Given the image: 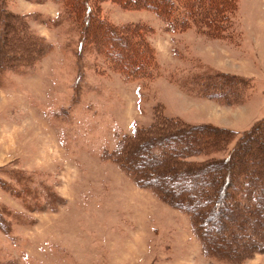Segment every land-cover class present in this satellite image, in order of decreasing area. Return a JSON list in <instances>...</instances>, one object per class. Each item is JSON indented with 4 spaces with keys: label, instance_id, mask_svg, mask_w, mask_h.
<instances>
[{
    "label": "rangeland",
    "instance_id": "374dc122",
    "mask_svg": "<svg viewBox=\"0 0 264 264\" xmlns=\"http://www.w3.org/2000/svg\"><path fill=\"white\" fill-rule=\"evenodd\" d=\"M0 4L52 46L28 60L18 51L23 58L8 61L0 78V179L10 185L0 183V206L12 225L7 235L0 230V264H264V251L237 263L212 256L190 216L140 186L114 157L158 113L240 134L264 119V0H239L222 38L194 28L173 33L145 8L101 0L97 13L108 21L149 30L157 69L136 80L97 50L80 53L79 32L58 1ZM94 31L123 56L132 48ZM221 73L244 79L238 101L201 88Z\"/></svg>",
    "mask_w": 264,
    "mask_h": 264
},
{
    "label": "trees",
    "instance_id": "16d2710c",
    "mask_svg": "<svg viewBox=\"0 0 264 264\" xmlns=\"http://www.w3.org/2000/svg\"><path fill=\"white\" fill-rule=\"evenodd\" d=\"M56 1L75 23L80 53L90 48L103 53L128 79L153 77L157 60L145 25L122 28L108 21L97 13L101 0ZM112 1L126 9L153 12L173 33L194 28L209 38L228 33L239 5V0ZM24 26L22 17L0 4V78L9 69L8 61L16 66L23 58L17 56L18 51L28 60L52 47ZM100 27L116 35L119 42L132 43L130 51L123 56L118 53L119 45L100 43L92 36ZM18 31L23 42L14 35ZM212 78L214 83L206 80L201 87L205 94L226 103L238 101L242 77L221 73ZM114 157L140 186L190 216L193 229L212 256L237 263L264 251V119L240 134L211 124L185 125L158 113L150 126L126 136ZM0 183L8 191L10 185L1 179ZM11 228L0 206V230L7 235Z\"/></svg>",
    "mask_w": 264,
    "mask_h": 264
}]
</instances>
